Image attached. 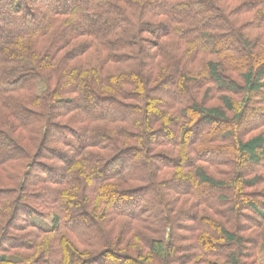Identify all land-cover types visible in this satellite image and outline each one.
Listing matches in <instances>:
<instances>
[{
	"label": "trees",
	"instance_id": "trees-1",
	"mask_svg": "<svg viewBox=\"0 0 264 264\" xmlns=\"http://www.w3.org/2000/svg\"><path fill=\"white\" fill-rule=\"evenodd\" d=\"M214 91L264 127V0H0V264H262L264 131Z\"/></svg>",
	"mask_w": 264,
	"mask_h": 264
},
{
	"label": "rangeland",
	"instance_id": "rangeland-1",
	"mask_svg": "<svg viewBox=\"0 0 264 264\" xmlns=\"http://www.w3.org/2000/svg\"><path fill=\"white\" fill-rule=\"evenodd\" d=\"M153 19L159 20V19H163V17L160 16L158 18H153ZM254 32L255 33H258L259 35H261V33H262V32H257V31H254ZM146 47H150V46H146ZM174 51L175 52L177 51V49L175 47H174ZM186 52H185V58H187L189 56L188 51H186ZM210 58L211 59H214L215 61L222 62L224 56H221V57L220 56H211V57H208V59H210ZM183 59H184V57H183ZM204 61H205L204 59L198 60L195 63L196 69L203 68L204 67ZM73 63H75V62H73ZM246 63H249L250 64L251 61L250 60H246ZM227 66H229V63L226 64V67ZM230 66H231V64H230ZM226 72L228 74H230L231 76H233L234 79H237L238 82L242 83V80L239 78V72H233L231 70H226ZM206 87H209V85L206 86ZM168 88H169L168 84H165V86H162V88L159 90L158 93H156V96H154V97H156V99H158V97L161 99V97L162 96H165V93H167ZM214 92H215V94H213V96L211 95L210 98L209 97L204 98L203 95H200V101L203 99V102L206 105H208L209 107H211V106H214V107L216 106L217 107V106H222L223 105V102L221 101V97L223 95H228L229 97H231L234 100L235 110H233V111L232 110L231 111H226L227 117H229V119L232 121V124L234 123L233 124L234 126L231 125L232 127H230L229 125H226L225 126V129H240V131H242L244 133V135H245L246 138H248L250 135L259 134V133H262L264 131V127H261V126H257L255 128H249L248 127L249 124L254 125V124H256L258 122V120L255 118L256 116H254L255 113L251 110L252 109V106H253V101L249 103V106L246 109V114L242 117V119H240L238 121L235 118V113L238 111L240 105H242L244 103L243 102L244 101V97H245L244 94H234V93H229V92H218V91H214ZM154 97H152V98L154 99ZM207 99H209V100L207 101ZM154 101H156V100L154 99ZM173 131H174V129H172L170 127L169 128L167 127V129H165V131H164L163 134H165L166 136H169L170 137V136H172ZM57 136H58V132H57L56 129H54V131H53V137H57ZM161 136H162V133H161ZM50 141H51V139H50ZM50 144L51 143H48V145H50ZM209 171H210L211 174H214L217 177H220L217 174H215V172H213L214 169H210ZM262 189L261 188H254V189H251V190L249 189L248 191H250L251 193L256 192V191H260V193H261ZM207 190L211 194H215V192L213 190H210L209 188H207ZM258 201H259L260 204L261 203L264 204V197H262V196L258 197ZM247 215H252V214H251L250 211H248V214ZM20 220H18V221H20ZM239 223H240V226H242V228L243 227H251V224L253 223V221L249 217H247V218H243L241 220V222H239ZM243 229H246V228H243ZM11 233L12 234H15V235H18L19 237H22L25 232H18L17 230H15V231L12 230ZM241 235L244 236V237H247V236L250 235V232H244V230H242ZM1 245L3 247H12V246H10V243H8V241H6V240L2 241V244ZM247 245H249V244H247ZM249 247L251 248V246H249ZM12 250H13V252H11V253L9 252V255H11V258L17 257L16 255L12 254V253L15 252V249L12 248ZM1 253H3V252H0V254ZM256 260H257V262L264 264V245H262L257 250V252H256Z\"/></svg>",
	"mask_w": 264,
	"mask_h": 264
}]
</instances>
